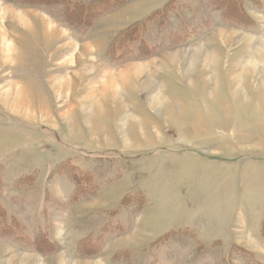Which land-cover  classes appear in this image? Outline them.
I'll list each match as a JSON object with an SVG mask.
<instances>
[{
	"label": "rangeland",
	"instance_id": "rangeland-1",
	"mask_svg": "<svg viewBox=\"0 0 264 264\" xmlns=\"http://www.w3.org/2000/svg\"><path fill=\"white\" fill-rule=\"evenodd\" d=\"M54 3L0 0V264H264V0Z\"/></svg>",
	"mask_w": 264,
	"mask_h": 264
},
{
	"label": "trees",
	"instance_id": "trees-1",
	"mask_svg": "<svg viewBox=\"0 0 264 264\" xmlns=\"http://www.w3.org/2000/svg\"><path fill=\"white\" fill-rule=\"evenodd\" d=\"M59 5L54 3V6H58L61 9V14H59L62 22L68 26L76 27L79 26V32H84L85 30L89 29L90 26L93 24V21L97 19L101 14L109 10L111 7H114L116 3H121L123 0H90L88 2H73L65 1V0H56ZM217 2L221 5H224L225 8H220V5H217V10L221 11L222 16L226 19L235 18V21L241 24H245L246 26H252L254 21L245 14L242 10V0H233V1H224V0H217ZM48 4V3H47ZM167 6L161 7L160 10L155 12V15L161 14L164 16L167 13ZM152 17V16H151ZM154 18V17H152ZM158 20V19H155ZM161 21V20H159ZM134 28L128 27L127 30L129 32L124 31L123 36L117 40L113 41L111 44V49L108 47L107 51L113 55H109V59L118 58L126 53L122 52L121 45L123 44H135V48L139 46L140 40L138 38H133L137 36L139 32L144 30L143 25L141 26L138 31L132 35L128 39H125L126 35L129 34ZM126 33V34H125ZM110 44V45H111ZM143 46V45H141ZM138 50V51H142ZM115 55V57H114ZM69 162L62 161V163L58 164L55 168L51 169L52 174H63L65 175L73 184L75 191L72 194V201L78 200V194L86 191V188L96 186V183L93 179V175L90 171L87 170H76V166L69 165ZM69 165V166H68ZM65 166V167H64ZM69 167V168H67ZM32 176V175H31ZM27 176L26 178H29ZM25 178V179H26ZM22 178L19 179L21 181ZM6 215V211L4 207L0 204V218ZM5 217V216H4ZM14 219V218H13ZM261 232L264 234V222L261 225ZM43 233L39 234L42 240H45L43 237ZM245 254V253H244Z\"/></svg>",
	"mask_w": 264,
	"mask_h": 264
},
{
	"label": "bare ground",
	"instance_id": "bare-ground-1",
	"mask_svg": "<svg viewBox=\"0 0 264 264\" xmlns=\"http://www.w3.org/2000/svg\"><path fill=\"white\" fill-rule=\"evenodd\" d=\"M4 44V43H3ZM201 53H202V51H201V49H196V50H194V56H193V61L195 60V59H198L199 57H201L200 55H201ZM196 57V58H195ZM175 60H177V59H174V61ZM200 60V59H199ZM196 62V61H195ZM256 67V66H255ZM191 68V67H190ZM193 68V67H192ZM251 69H253V67L251 66L250 67ZM194 69H195V67H194ZM197 70V69H196ZM145 71H139V70H135V74H137V75H142V73H144ZM234 79L235 80H238V77H234ZM64 264H66V263H64ZM96 264H99V263H96Z\"/></svg>",
	"mask_w": 264,
	"mask_h": 264
}]
</instances>
